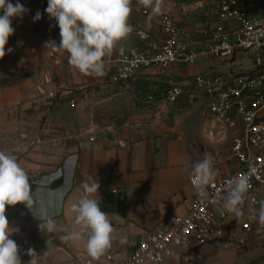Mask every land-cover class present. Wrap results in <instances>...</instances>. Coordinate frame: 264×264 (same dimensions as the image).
Listing matches in <instances>:
<instances>
[{
    "label": "crops",
    "instance_id": "1",
    "mask_svg": "<svg viewBox=\"0 0 264 264\" xmlns=\"http://www.w3.org/2000/svg\"><path fill=\"white\" fill-rule=\"evenodd\" d=\"M19 2L27 7L28 0ZM241 7L250 15H264V0H241ZM163 16L177 23L185 45L203 49L218 21V0H163V10L155 16L150 8L132 0L129 23L134 31L142 29L165 39L160 25ZM19 22L24 23L25 18L20 17ZM30 37L22 30L17 45L9 39L6 51H13L0 59V151L17 157L29 177L33 199V212L22 203L6 207L13 229L10 238L18 245L22 264L31 259L29 249L36 253L38 264H78L75 255L88 256L85 242L62 237L65 230L79 229L71 204L82 195V184L95 179L99 189L93 195L108 213L115 239L99 259L88 257L93 264H109V255L123 260L148 235L190 213L193 165L204 153H217L218 138H226L230 128L205 117L201 101L182 100L193 105L201 117H189L174 130L163 126L124 135L96 133L86 103L68 91L84 82L81 73L69 66L68 54L58 49L45 51L36 37ZM129 47L141 48L142 44L135 36ZM242 58L245 56L240 55L239 61ZM218 69L227 72L229 67L205 56L195 66L142 71L134 81L168 79L171 85L192 88L197 74ZM49 93L56 98L47 97ZM234 167L231 171L227 160L214 158L215 180L233 174L239 163ZM41 208L55 220V232L40 229ZM164 264L182 263L167 259ZM193 264H264V242H252L241 251L206 246L201 259Z\"/></svg>",
    "mask_w": 264,
    "mask_h": 264
},
{
    "label": "built area",
    "instance_id": "2",
    "mask_svg": "<svg viewBox=\"0 0 264 264\" xmlns=\"http://www.w3.org/2000/svg\"><path fill=\"white\" fill-rule=\"evenodd\" d=\"M160 25L165 39L136 29L142 47H118L112 57L105 59L104 73L112 71L117 81L129 83L142 71L195 66L205 56L224 63L229 67L227 72L218 69L197 74L192 88L173 84L165 98L170 104L201 101L205 117L234 130L232 154L240 168L214 180L208 188L209 198L204 201L190 183L194 192L190 213L148 235L127 258L118 260L109 255V264H164L167 259L193 264L201 259L206 246L241 251L252 242H264V227L252 218L264 202V15H250L241 7V0H218L217 24L209 42L199 50L182 42V30L173 18L163 16ZM240 55L251 58L253 69H233ZM47 97L53 99L56 94ZM250 167L256 171L250 176L244 215L237 220L233 214L221 211L220 203L226 194V182L247 173ZM74 259L78 264H93L81 254Z\"/></svg>",
    "mask_w": 264,
    "mask_h": 264
},
{
    "label": "clouds",
    "instance_id": "3",
    "mask_svg": "<svg viewBox=\"0 0 264 264\" xmlns=\"http://www.w3.org/2000/svg\"><path fill=\"white\" fill-rule=\"evenodd\" d=\"M45 9L54 19L60 30V41L48 42L54 48L68 54L69 66L84 75L102 76L105 71V56H110L117 43L126 39L132 32L129 23L132 12V0H47ZM137 4L150 8L152 15H159L163 10V0H137ZM28 10L17 0H0V59L13 51L7 48L9 37L15 32L12 20L21 17ZM40 19L37 12L34 20ZM256 171L250 167L247 173L240 174L226 182V194L220 203V210L234 215L239 220L244 215V202L250 188V176ZM216 171L214 156L205 153L197 160L189 175L191 185L201 201L209 198L208 188L214 183ZM99 183L82 184V195L71 204L75 214V223L79 229L66 231L65 241H84L87 255L99 259L111 248L115 229L108 213L100 207L94 198ZM29 177L15 155L0 151V264H22L19 248L10 238L13 231L9 227L6 207L18 203L25 204L32 212L33 199ZM34 214V213H33ZM39 227L43 232L53 233L58 226L44 208L40 209ZM35 216V215H34ZM264 227V202L252 217ZM31 259L28 264H38L37 255L29 249Z\"/></svg>",
    "mask_w": 264,
    "mask_h": 264
},
{
    "label": "rangeland",
    "instance_id": "4",
    "mask_svg": "<svg viewBox=\"0 0 264 264\" xmlns=\"http://www.w3.org/2000/svg\"><path fill=\"white\" fill-rule=\"evenodd\" d=\"M47 0H28L23 14L25 22L20 24L19 18L12 20L15 32L11 39L12 44L17 45L19 33L27 31L30 38H37L43 45L45 51L57 50L48 42L55 41L59 44L60 30L56 21L49 17L45 9ZM37 12L40 19L34 20ZM2 14V13H0ZM135 43L134 29L126 38L117 43L110 56L115 54L118 47H129ZM60 50V49H58ZM237 72H247L253 69L251 58H242L237 63ZM84 82L69 89L74 95L81 96V101L86 103V109L90 116V126L96 133L104 136L124 135L129 132L142 131L144 129L158 130L165 126L174 130L189 117L200 116L199 111L191 104L181 101L178 104H170L166 100V94L171 84L169 80H140L122 83L115 79L112 71H107L102 76L84 75L79 76ZM218 130H215L217 133ZM235 133L224 138L219 137L217 141L218 152L209 151L214 158L227 160L232 167L237 163L233 159L232 142ZM205 154V153H204Z\"/></svg>",
    "mask_w": 264,
    "mask_h": 264
}]
</instances>
